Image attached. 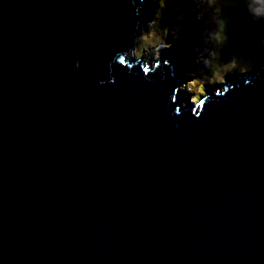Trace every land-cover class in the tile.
Masks as SVG:
<instances>
[{"label": "water", "instance_id": "obj_1", "mask_svg": "<svg viewBox=\"0 0 264 264\" xmlns=\"http://www.w3.org/2000/svg\"><path fill=\"white\" fill-rule=\"evenodd\" d=\"M143 6L0 0V264H264V70L182 105Z\"/></svg>", "mask_w": 264, "mask_h": 264}, {"label": "rangeland", "instance_id": "obj_2", "mask_svg": "<svg viewBox=\"0 0 264 264\" xmlns=\"http://www.w3.org/2000/svg\"><path fill=\"white\" fill-rule=\"evenodd\" d=\"M147 1L146 18L128 52L171 55L172 48V69L182 75V105L186 98L196 104L231 75L241 73L247 79L254 69L264 70V29L254 28L257 23L264 26V0ZM221 9H228L222 20Z\"/></svg>", "mask_w": 264, "mask_h": 264}, {"label": "bare ground", "instance_id": "obj_3", "mask_svg": "<svg viewBox=\"0 0 264 264\" xmlns=\"http://www.w3.org/2000/svg\"><path fill=\"white\" fill-rule=\"evenodd\" d=\"M212 3V2H211ZM143 17H144V20H145V18H146V14H147V10H148V6H147V8L145 7V6H143ZM172 10V9H171ZM143 20V21H144ZM143 21H141V23L143 22ZM187 21V20H186ZM203 26V25H202ZM135 35V34H134ZM225 83H227V81L225 82ZM179 87L180 86H178V88L176 89V91H177V94H178V92H179ZM210 91H211V89H210ZM206 97V96H205ZM205 97H204V99H205ZM203 98H200V100L201 101H203L204 100ZM188 103H190L189 101H187ZM198 104V103H197ZM193 105H195V104H193Z\"/></svg>", "mask_w": 264, "mask_h": 264}, {"label": "trees", "instance_id": "obj_4", "mask_svg": "<svg viewBox=\"0 0 264 264\" xmlns=\"http://www.w3.org/2000/svg\"><path fill=\"white\" fill-rule=\"evenodd\" d=\"M236 4H237V3H236ZM236 4H235V5H236ZM237 5H238V4H237ZM227 10H228V9H226V10H225V9H223V10H222V9L219 10L218 13H219V18H220V19H221V17H222L223 15H226V13H227L226 11H227ZM186 19H187V18H186ZM221 20H222V19H221ZM185 26H186V24H185ZM148 64H149V63H148Z\"/></svg>", "mask_w": 264, "mask_h": 264}]
</instances>
